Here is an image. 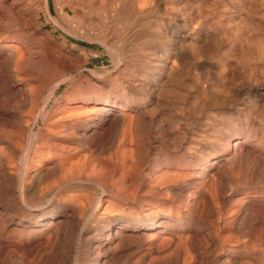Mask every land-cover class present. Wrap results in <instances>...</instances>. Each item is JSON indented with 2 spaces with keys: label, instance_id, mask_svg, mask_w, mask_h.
Returning a JSON list of instances; mask_svg holds the SVG:
<instances>
[{
  "label": "bare ground",
  "instance_id": "obj_1",
  "mask_svg": "<svg viewBox=\"0 0 264 264\" xmlns=\"http://www.w3.org/2000/svg\"><path fill=\"white\" fill-rule=\"evenodd\" d=\"M135 2L75 0L74 15L60 16L91 36L100 27L91 16L107 9L114 32L136 15ZM198 11L193 26L180 15L181 31L161 40L162 56L137 58L133 72L124 66L140 78L151 69V82L134 90L115 79L123 92L145 93L150 109L141 110L110 95L89 97L82 85L56 98L85 67L72 70L71 49L42 31L41 13L56 23L47 0H0V264H264V141L240 120L264 114V69L239 37L202 53ZM180 47L189 50L188 68L178 67ZM200 58L216 68L200 75ZM212 110L228 118H211ZM201 112L223 137L203 143ZM145 131L146 142L138 138ZM146 147L156 154L142 175L146 163L136 158ZM230 230L234 241L222 235Z\"/></svg>",
  "mask_w": 264,
  "mask_h": 264
},
{
  "label": "rangeland",
  "instance_id": "obj_2",
  "mask_svg": "<svg viewBox=\"0 0 264 264\" xmlns=\"http://www.w3.org/2000/svg\"><path fill=\"white\" fill-rule=\"evenodd\" d=\"M259 1L258 0L257 1L256 0H246V1L245 0H201L200 1L199 0V2H198V0H136V2H135L136 6H134V8H135L134 11L137 12L136 15L129 18V22H130L129 24L128 23L124 24V21H122V20L118 21V23H117L118 25L115 24L117 26V28L115 29V27H114V29H115L114 32H112L113 31V23H112L110 15H108L109 13H108L107 9L106 10L104 9V12L107 11L106 13H104L105 15L103 13L99 14L98 16L92 15L91 19L92 18L95 20L99 19L97 21H100L101 24L98 22L99 26H100L98 29L99 32H97L93 35L91 34V36H90V35H84V34L82 35V34L76 32L74 30L72 31L73 28L69 27L70 28L69 29L66 24H63V23H65V20L63 19V17L60 16L61 12H64V13L68 12L69 15H74L75 10L72 9L71 5L73 3H75V0H47L49 11L51 13V16L53 17V20L56 21V23L52 22L51 20H48L46 15L41 13L38 21L42 25V31L50 32L52 35H54V37L58 38L60 41L63 40L65 42L66 46L69 49H71L72 56H71V59H69L70 65H71V63L75 64L74 63L75 61H78L77 63H79L78 65L76 63V67H75V65L74 66L71 65L72 70H74L75 68L77 69L78 66H79V68L81 66L85 67L84 70L79 72L80 74L79 73L76 74L75 77L71 81H69L70 83L67 82V83L60 86V88L57 92L56 98H60L62 95H64L65 91H67L69 88H72V87L76 88L77 86L82 85L83 87L86 88L85 90H86L87 94L89 95V97H93L94 95H96L99 98L104 99L105 97L110 95L111 98L122 99L123 102H125L124 103L125 106H130V107H133L136 109L142 108L141 110H149L150 108L148 107V105H145V103H146V101H145L146 97L144 95L145 93L134 91L137 89L136 86H134V85H137V83L140 82L139 80H141L144 85H147L149 82H151L152 79H150V78H152V74H153L152 71H150L151 69H149V68L146 69V74L141 73L142 78H140L139 74L138 75L136 74V76L129 74L127 70H124V66L130 65V67L132 68V72H133L135 67H138V65L140 64L139 63L140 61H138V60H141V61L146 60V58L148 56H156V55H157L156 57L162 56L163 47H161L160 43L162 41H164L163 39H166V37L167 38L168 37L169 38L177 37L179 31H181L182 21L180 19V15L181 14H186V15L189 14L190 16H187V17L190 18L189 19L190 21H188L190 25H188V26H191V25L193 26V25H195L196 21L192 22L193 24L191 23V21H193L191 19V18H193L192 14L194 12H197L199 9L200 10L198 12L201 15L199 14L198 19H200L201 21L198 20L199 21L198 23L201 27L198 26L200 29L198 28L199 33H198V36L195 37L196 38L195 40H197L196 41L197 44L202 49V51H203L202 53H204V51L211 50V49H212L211 51H213V50L223 51L225 48L222 47L223 48L222 49L219 44H218L219 45V48H218L217 41H219L220 44H222V43L225 44L224 42H231V41H233V39L239 37V38H237L238 43L243 42L242 44H243L244 48L246 47V50L252 51L254 53V56H255L254 64L257 65L259 68L262 67L261 72H263L262 69H264V67H263L264 66V0H259ZM216 2H218V3H216ZM206 8H208V9H206ZM185 10L186 11L190 10V12L187 13ZM179 11H180V13H179ZM245 11H246V13H245ZM172 12L173 13L175 12V13L173 14ZM209 12H210V14H209ZM106 14H107V16H106ZM137 14H138V16H137ZM169 14H171V15L169 16ZM221 14L225 15L226 17L222 16ZM244 15H246V16H244ZM132 18H134V19H132ZM243 18H244V20H243ZM61 20H63V21H61ZM204 20H205V23H204ZM211 21H212V23H211ZM242 21H244V22H242ZM103 23H104V25H103ZM110 24H112V25H110ZM139 24H140V26H139ZM59 25H62V28L59 27ZM121 27H124V28H121ZM237 27L240 29L237 30L238 29ZM241 27L242 28L245 27V28H243L244 30L241 29ZM64 28H65V31H64ZM124 29H126V30H124ZM241 30H242V32H241ZM236 31H238V32L240 31V32L238 34H235V33H237ZM73 32H75V33H73ZM160 34H161V36H160ZM223 34L225 35L223 37L224 39L221 37ZM228 34H229V36H228ZM232 34L234 35L233 37H232ZM129 35H131V37H129ZM244 35H246V36H244ZM126 36L128 37V40H127L128 44H127V46H124L123 43L126 41ZM243 36H244V38H243ZM63 37L65 38V40ZM227 37L228 38L230 37V39L229 40L225 39ZM245 37H247V39ZM155 38H157L158 42L159 41L160 42L158 43L157 39H155ZM218 38H219V40H216ZM150 41H153V42H150ZM111 42H112V44H111ZM102 43H104V44L107 43L106 45L110 44L111 46L113 45L112 47L117 54L116 53L111 54L112 49L110 50L109 47H105L104 45H102ZM164 43H165V41H164ZM223 44H222V46H223ZM261 47H262V49H261ZM138 48H139V50H138ZM154 49H156V50H154ZM187 50L188 49L185 50L182 47L178 48L177 57L179 56V59H180V61H179L177 58L178 67L179 66L183 67V68L190 67L191 62L189 60H191V57L189 54V50L188 51ZM150 51H152V52L150 53ZM74 53H76V54H74ZM257 53H262V55L258 57V56H256ZM82 56H84V57H82ZM137 58H139V59L137 61H135ZM72 59H74L75 61H73ZM128 59L129 60L133 59V60L130 61L129 64H127ZM205 59L206 58H200L198 63H197L198 64L197 67H198V71L200 72V75H202V74L204 75L207 71L210 72L216 68L217 63L214 60H212V59H210V60L206 59L205 60ZM179 62H181V63H179ZM239 66L241 67L242 64L239 63ZM122 70L124 73L121 72ZM118 72L122 73L120 75V77H118L119 76ZM126 73L128 74V77H127ZM129 78H130V80H129ZM74 79H75V81H74ZM115 79H116V81L118 80V81L128 82L129 84L132 85V87L134 86V88H133L134 93H132V92L126 93V92H123L122 90H120L117 86L114 85ZM122 79H124V80H122ZM187 80L185 81L186 83L188 82ZM92 81L94 84L92 83ZM112 81H113V83H112ZM82 82H83V84H82ZM97 82H98V84H97ZM143 101H144V103H143ZM236 107L238 109H241L240 108L241 106L236 105L235 108ZM128 112L129 111H126V113H128ZM131 113L129 112L128 114H130L134 117L133 113L132 114ZM206 113L207 112H201L202 118H201L200 122H197V124L195 126L196 129L198 128L197 131L200 134L198 136H201V139L205 140V141H203V143L205 142L204 144H207L209 142L208 140H213V139H214V141L217 140L219 138V136L222 134V133L218 132L216 129L212 128L211 125H209V123L206 122V121L209 122L208 118L211 117V118H214L216 120H220L222 122L224 120L226 121L225 117L228 118L227 115L220 116L219 113H217V111L214 112L213 110L211 111V113L208 112L209 117L207 118V116H205ZM150 114H152V113L151 112L148 113V116ZM249 115L248 114L246 116L241 115L243 117L240 120L242 121V119H246V120L249 119V120H247V122L250 124V126L256 125L253 127L254 128L253 133L256 136L254 138L256 141H259V139H260V141L261 140L264 141L263 140L264 139V122H263L264 121V114H263V112L261 115L260 114L257 115L258 117L256 115L253 116L254 114H251V113ZM232 116H234V115H232ZM246 117H249V118H246ZM252 120H253V122H252ZM254 122L256 124H254ZM200 123H201L202 127H201V125H199ZM134 124H135V122H134ZM260 125L263 126V129ZM203 126H204V128H203ZM258 126H259V128H258ZM256 127H257V129H256ZM36 129L37 128L34 129V132ZM130 130L134 134H136V132H137L136 127L130 128ZM134 130H136V131H134ZM213 130H214V132H213ZM202 131H204L206 133H203ZM261 131H263V133ZM143 133L138 134V138L140 137L139 135H141L140 138H143V140L146 142L148 140V138L150 139L151 135L149 133L147 134L145 131V133H144V135L146 134V136H145L146 138H145V137H143L144 136ZM214 133H215V135H214ZM201 134L204 136L202 137ZM261 134L263 135V137H261L262 136ZM148 135H150V136H148ZM221 136L223 137V135H221ZM154 152H155V150L153 148H150V147L147 148L146 147L143 150H140V153H142V154H139L140 157H137L135 154V156L137 157L136 160H139V158H140V160L142 161V164L144 162L146 163V165L144 164L146 172L145 171L142 172V175H145L150 170L151 164L153 163V157L156 154ZM147 160L149 161V164H147ZM138 165L139 164L137 163L136 166H138ZM134 173H136V169H135V171H133V174ZM227 232L228 231L224 232L222 235L225 234V236H224L225 238H227L228 235H229L228 237L231 236V238H227L230 240L233 239V236H234V239H233V241H234L236 238L235 232L233 230H230L228 233ZM231 234H233V235H231Z\"/></svg>",
  "mask_w": 264,
  "mask_h": 264
}]
</instances>
